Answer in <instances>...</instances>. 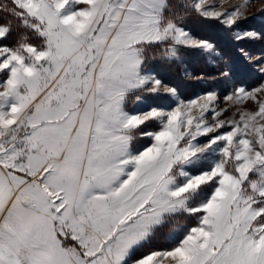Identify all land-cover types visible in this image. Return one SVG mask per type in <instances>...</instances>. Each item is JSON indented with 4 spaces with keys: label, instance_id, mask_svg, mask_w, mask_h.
Returning a JSON list of instances; mask_svg holds the SVG:
<instances>
[{
    "label": "snow or ice",
    "instance_id": "6c2138e0",
    "mask_svg": "<svg viewBox=\"0 0 264 264\" xmlns=\"http://www.w3.org/2000/svg\"><path fill=\"white\" fill-rule=\"evenodd\" d=\"M0 264H264V0H0Z\"/></svg>",
    "mask_w": 264,
    "mask_h": 264
}]
</instances>
